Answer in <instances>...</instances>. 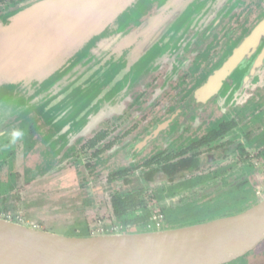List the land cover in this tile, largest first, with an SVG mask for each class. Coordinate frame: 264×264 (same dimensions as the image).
I'll use <instances>...</instances> for the list:
<instances>
[{"label":"flooded vegetation","instance_id":"obj_1","mask_svg":"<svg viewBox=\"0 0 264 264\" xmlns=\"http://www.w3.org/2000/svg\"><path fill=\"white\" fill-rule=\"evenodd\" d=\"M29 1L0 0V17ZM159 5L152 0L136 22L151 19ZM211 9L147 53L127 79L97 87L113 112L88 134L71 137L35 111L3 122V201L42 182L77 186L108 212L96 232L85 225L77 237L172 229L259 204L264 0H217ZM263 246L228 264H264Z\"/></svg>","mask_w":264,"mask_h":264},{"label":"water","instance_id":"obj_2","mask_svg":"<svg viewBox=\"0 0 264 264\" xmlns=\"http://www.w3.org/2000/svg\"><path fill=\"white\" fill-rule=\"evenodd\" d=\"M216 1L159 0L157 14L143 23L135 18L152 0H30L3 14L0 125L35 111L71 137L88 134L113 112L97 98V87L140 70L147 53L179 38ZM263 241L264 198L225 218L89 237L0 218V264H228Z\"/></svg>","mask_w":264,"mask_h":264},{"label":"rangeland","instance_id":"obj_3","mask_svg":"<svg viewBox=\"0 0 264 264\" xmlns=\"http://www.w3.org/2000/svg\"><path fill=\"white\" fill-rule=\"evenodd\" d=\"M74 188L57 186L51 189L42 182L31 186L27 192L22 190L19 197L6 196L10 199L7 202L0 195V218L65 236H84L85 225L89 226L91 232H96L98 222L108 216L107 208L103 204L94 206L85 190L81 191L77 186Z\"/></svg>","mask_w":264,"mask_h":264},{"label":"bare ground","instance_id":"obj_4","mask_svg":"<svg viewBox=\"0 0 264 264\" xmlns=\"http://www.w3.org/2000/svg\"><path fill=\"white\" fill-rule=\"evenodd\" d=\"M117 9H119L118 6L115 7V9H114V13L116 12ZM107 11H108V15H107V17H108V18H111V20L108 22V23H110V22L113 20V18H112L113 14H112V12L109 11V9H107ZM104 22H106V21H104ZM108 23H106V24H108ZM143 45H144V44H143ZM141 46H142V45H141Z\"/></svg>","mask_w":264,"mask_h":264},{"label":"clouds","instance_id":"obj_5","mask_svg":"<svg viewBox=\"0 0 264 264\" xmlns=\"http://www.w3.org/2000/svg\"><path fill=\"white\" fill-rule=\"evenodd\" d=\"M13 135H14V137H19V136L21 135V133L16 132V133H14Z\"/></svg>","mask_w":264,"mask_h":264}]
</instances>
